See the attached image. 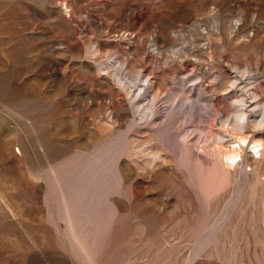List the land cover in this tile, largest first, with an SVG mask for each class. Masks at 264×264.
<instances>
[{
	"label": "rangeland",
	"instance_id": "obj_1",
	"mask_svg": "<svg viewBox=\"0 0 264 264\" xmlns=\"http://www.w3.org/2000/svg\"><path fill=\"white\" fill-rule=\"evenodd\" d=\"M263 117L264 0H0V264H264Z\"/></svg>",
	"mask_w": 264,
	"mask_h": 264
},
{
	"label": "bare ground",
	"instance_id": "obj_2",
	"mask_svg": "<svg viewBox=\"0 0 264 264\" xmlns=\"http://www.w3.org/2000/svg\"><path fill=\"white\" fill-rule=\"evenodd\" d=\"M150 89H151V87H150ZM256 98H258V96H256ZM238 103L239 104H242L243 101L238 100ZM257 104H260V103H257ZM256 115H258V111L255 112L253 116L256 117ZM227 122L225 121V124H227ZM229 125L232 126V129L234 131H242V130H244L243 133L238 134V136H237L239 138V141L238 142H239V144H247L248 135H247L246 129L249 126V119L247 118L246 114L242 110H239L238 109L235 120L234 121L232 120V122ZM262 125H264V117H263V119H261L260 122H256L255 123V126H262ZM253 147L255 149V153L256 154H259L261 152V150L263 149V144L261 142H257V143H255V146H253ZM235 148H237V146ZM235 148L234 149H231L230 151H226L224 153V155L227 157V159L231 160L232 162H236V160H238V158L240 157V151L238 149H235ZM253 155H254V153H253Z\"/></svg>",
	"mask_w": 264,
	"mask_h": 264
}]
</instances>
